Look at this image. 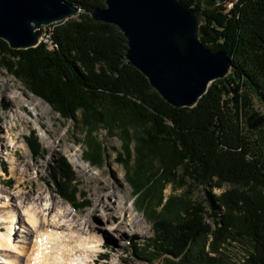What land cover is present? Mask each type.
Returning <instances> with one entry per match:
<instances>
[{"label": "trees", "instance_id": "1", "mask_svg": "<svg viewBox=\"0 0 264 264\" xmlns=\"http://www.w3.org/2000/svg\"><path fill=\"white\" fill-rule=\"evenodd\" d=\"M68 1L81 11L49 24L37 46L13 49L0 38V68L72 122L89 165L102 168L109 158L98 128L118 137L115 162L153 227L162 264H231L222 249L233 242L247 246L239 264H264V116L254 107L264 106V0H181L202 16L204 46L225 51L233 66L193 107L178 108L126 60L122 32L88 14L104 0ZM52 180L59 195L77 201ZM169 183L197 184L206 196L165 198ZM225 184L219 194L210 190Z\"/></svg>", "mask_w": 264, "mask_h": 264}, {"label": "rangeland", "instance_id": "2", "mask_svg": "<svg viewBox=\"0 0 264 264\" xmlns=\"http://www.w3.org/2000/svg\"><path fill=\"white\" fill-rule=\"evenodd\" d=\"M226 4L231 5L228 2ZM47 27L48 25L41 27L43 41L46 40ZM34 96L36 95L27 90L18 79L0 68V213L12 209L16 214L15 220L17 215H20L21 221L24 205L31 204L33 207L42 209L44 199H47V202L53 205V211L65 206L71 212L70 216L75 215L74 219L78 221L77 223L85 220L97 222L102 218L101 216L114 212L113 205H120L128 211L126 217L128 221H123V227H121L124 235L120 230L112 228L124 218L118 210L114 212V220L110 221L111 225L104 229L112 240H106L105 245L101 244V252L99 250L98 253L94 252V261L97 264H162V257L156 254L158 246L153 240L155 238L153 227L150 221L136 209L132 189L125 182L124 170L115 162L121 147L118 137L110 136L102 128L97 129L96 137L103 142L109 158L104 167H93L83 161V147L76 144L78 135L75 133L72 122L60 117L44 100L40 98L43 102H39ZM17 99L24 105V110L14 106V101ZM28 101L39 103L40 107L34 110ZM254 107L264 116V106L257 100L254 101ZM41 108L45 111L42 115L39 114L41 121L48 126L53 134L51 136L44 133L36 120L35 114L40 113ZM15 113L20 116L19 120L13 119L12 116ZM33 137L38 141V149L35 151L27 145V140L31 141ZM53 145L56 150L51 152L50 146ZM11 156L16 161L14 172L11 171L9 163ZM53 176L57 178L62 189H66L67 196L77 200L74 204L57 193L52 180ZM229 187L225 184L221 188L213 187L210 190L214 194H219ZM94 190L98 191L97 195L93 194ZM9 192L17 196L21 192L32 193V198L22 202L25 197V194H22L21 197L13 200ZM6 194L8 201L7 198L1 197ZM163 195L165 198L169 195L181 196L197 203L203 200L206 193L197 184L187 187L169 183L165 186ZM99 199H101L100 204L97 202ZM103 201L106 206L104 211L101 209ZM7 203L10 205L7 206ZM203 205L209 212L207 204L203 203ZM159 210L160 207L157 208V211ZM9 219L11 220L10 216ZM132 220L138 222L134 227L131 226ZM205 221L210 224L213 222L212 217L208 215H205ZM5 224L7 223L0 218V233L7 232L4 228ZM24 225L27 224L24 222ZM12 228L11 241L14 240L19 248L22 243L15 241L14 234L20 233L19 230L23 228L22 223L14 221ZM246 248L244 242H233L231 245H225L222 251L229 263L239 264L243 260ZM7 254V258L15 259L13 255L15 253L9 251ZM2 260L4 259L0 252V263ZM6 263L13 264L8 261Z\"/></svg>", "mask_w": 264, "mask_h": 264}, {"label": "water", "instance_id": "3", "mask_svg": "<svg viewBox=\"0 0 264 264\" xmlns=\"http://www.w3.org/2000/svg\"><path fill=\"white\" fill-rule=\"evenodd\" d=\"M207 6L226 0H203ZM81 9L68 0H0V38L13 49L37 46L41 27L68 20ZM113 24L127 41L126 60L173 107H193L233 66L223 50L200 40L202 16L181 0H104L87 11Z\"/></svg>", "mask_w": 264, "mask_h": 264}, {"label": "bare ground", "instance_id": "4", "mask_svg": "<svg viewBox=\"0 0 264 264\" xmlns=\"http://www.w3.org/2000/svg\"><path fill=\"white\" fill-rule=\"evenodd\" d=\"M42 36L43 35H41V38ZM34 97L39 102H43L40 98ZM28 104L31 105L34 110L40 107L39 103H34L32 101H28ZM14 106L20 110H24V105H22L21 101L18 99L14 101ZM46 106L47 109L51 111L50 107L48 105ZM11 110L13 111V109ZM43 113H45V111L41 108L40 113L35 114L36 120L44 133L51 136L53 134L50 132L48 126L41 121L40 116ZM12 117L15 121L20 119V116L16 113L13 114ZM53 133L55 134V132ZM50 149L51 152L56 150L54 145L50 146ZM9 163L11 171L14 172L16 161L13 156L9 157ZM22 173L23 172H21V174ZM92 192L94 195L98 194L97 190ZM22 194H25L22 202L32 198V193L21 192L20 195L17 196L9 192L13 200L21 197ZM1 197H3V199L7 198L8 201L7 194ZM105 198H108V196H105ZM100 200L101 199L97 201L98 204H100ZM47 201V199H44V208L42 209L33 207L31 204L28 206L24 205L21 212V221L20 215H17V219L15 220L16 214L12 209L0 213L2 221L7 223L4 227L7 232L0 233V252L2 253V259H4L0 264H8L6 263L7 261L13 264H97L94 261L95 253L98 252V250L100 251L102 243L105 245L107 242L106 240H112V237L104 231V229H106L108 225H111L110 221L114 220V212L119 210L124 218L116 225L114 224L112 228L123 232L121 229V227H123V221H128V219H126L128 211L120 205H113L114 212L109 215L101 216L102 218L99 219V221L85 220L83 222L81 221L82 223H77L78 221L74 219L75 215L74 217L70 216L71 212H69L65 206L59 207L57 211H53V205ZM9 205L10 204L7 203V206ZM101 209L103 211L106 210L105 201H103ZM14 221L22 223L23 227L19 230L20 233L15 232L14 234L15 241L22 243L19 248L14 243V240L13 242L11 241L13 231L12 225ZM127 221L125 222L126 226H128ZM24 222L27 225H24ZM137 224V221H131L132 227ZM122 235H124V232ZM9 251L15 253L13 254L15 255L14 260L6 257Z\"/></svg>", "mask_w": 264, "mask_h": 264}]
</instances>
